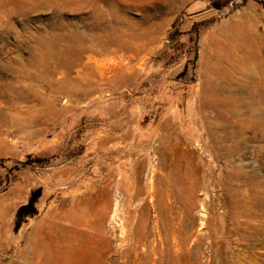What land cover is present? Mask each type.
I'll use <instances>...</instances> for the list:
<instances>
[{"label": "rangeland", "instance_id": "374dc122", "mask_svg": "<svg viewBox=\"0 0 264 264\" xmlns=\"http://www.w3.org/2000/svg\"><path fill=\"white\" fill-rule=\"evenodd\" d=\"M0 264H264V0H0Z\"/></svg>", "mask_w": 264, "mask_h": 264}, {"label": "bare ground", "instance_id": "6f19581e", "mask_svg": "<svg viewBox=\"0 0 264 264\" xmlns=\"http://www.w3.org/2000/svg\"><path fill=\"white\" fill-rule=\"evenodd\" d=\"M239 37V36H238ZM231 42V41H230ZM230 44V43H229ZM120 58V57H119ZM216 59V58H215ZM214 59V60H215ZM220 59V58H219ZM236 60V59H235ZM112 64V63H111ZM220 69H216V68H214V69H211L210 70V74L211 75H218L219 73H220ZM223 76H225V75H223ZM225 78V77H224ZM218 79H220V78H218ZM216 80V79H215ZM212 82V81H211ZM213 83V82H212ZM221 83V82H220ZM229 83H231V82H229ZM209 85V84H208ZM228 86V85H227ZM227 86H220V88H218L219 89V92H229L231 95H233L232 94V91L231 90H228V88H227ZM215 86L214 85H211V89H208V90H212L211 92L213 93V95H214V93H216V90H215ZM207 93H209V92H206V94ZM201 108H206V109H212V110H215L214 109V103H213V101L212 102H207V103H205L203 106H201ZM215 117L216 118H219V115L218 114H215ZM203 120H204V125H205V128H209V126H210V124H211V120H209V118H202ZM212 134H213V132H212ZM212 134H210L211 135V137H210V139L211 140H214V139H216V135H212ZM225 139H229V137H227V138H225ZM231 139H232V137H231ZM166 150H168V152L169 153H171V152H174V148H169L168 146H166V148H165ZM166 154V153H165ZM170 155V154H169ZM172 156L171 157H173V155L174 154H171ZM226 155H231V156H233L234 155V152L233 151H230V150H227L226 151ZM164 157V156H163ZM179 157V156H178ZM170 158V156H168V159ZM178 159V158H177ZM170 160V159H169ZM178 161H179V159H178ZM183 163V162H182ZM152 183V182H151ZM155 184V183H154ZM153 187H155V186H152V190H153ZM151 201V200H150ZM154 201V200H153ZM232 204H233V206H234V208L235 209H237V210H239L240 208H242V204L241 203H235V202H232ZM153 205V204H152ZM252 206V205H251ZM252 211V210H251ZM241 213H244V212H242L241 211ZM200 214V213H199ZM204 214V213H203ZM245 214V213H244ZM245 217V216H244ZM247 218V217H246ZM252 221V220H251ZM254 221V220H253ZM253 223V222H252ZM251 223V224H252ZM243 225V224H242ZM242 227V226H241ZM248 227V226H247ZM260 227V226H259ZM259 229V228H258ZM241 230V229H240ZM242 230H244V228H242ZM252 230V229H251ZM259 231V230H258ZM241 232V231H240ZM255 232V231H254ZM258 233V232H257ZM262 233V232H261ZM243 234V233H242ZM250 236V232L248 233V232H246V231H244V234H243V238L245 239H248V237ZM260 236V235H259ZM258 236H256V238H257ZM237 238V237H236ZM251 245V244H250ZM247 247V246H246ZM232 255V254H231ZM246 257H244V259H245ZM239 260V259H238ZM150 262V261H149ZM242 262V261H241ZM139 263V262H138Z\"/></svg>", "mask_w": 264, "mask_h": 264}]
</instances>
